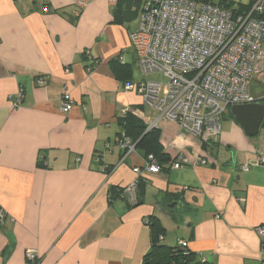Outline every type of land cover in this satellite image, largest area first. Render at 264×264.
I'll return each instance as SVG.
<instances>
[{"label": "crops", "instance_id": "obj_1", "mask_svg": "<svg viewBox=\"0 0 264 264\" xmlns=\"http://www.w3.org/2000/svg\"><path fill=\"white\" fill-rule=\"evenodd\" d=\"M143 1L0 0V264H31L29 249L40 264H142L153 223L162 244L187 243L189 264H260L264 165L255 163L264 126L248 137L228 113L204 147L175 123L148 129L154 109L124 90L144 80H134L130 41ZM249 92L264 98L256 81ZM66 100L72 109L63 114ZM152 130L169 161L138 182L133 199L116 198L149 155L135 142L121 161L116 136ZM180 152L208 163L174 170Z\"/></svg>", "mask_w": 264, "mask_h": 264}, {"label": "built area", "instance_id": "obj_2", "mask_svg": "<svg viewBox=\"0 0 264 264\" xmlns=\"http://www.w3.org/2000/svg\"><path fill=\"white\" fill-rule=\"evenodd\" d=\"M78 5L83 7L84 2ZM130 41L140 73L167 80H142L124 86L125 91H135L144 105L154 109L155 121L147 125L148 129L168 121L203 144L217 138L221 118L231 107L255 103L264 107V98L257 99L249 92L253 80L264 86V0H254L245 10H230L213 0H144ZM22 100V90L9 97L13 108ZM71 109V101L61 104V113ZM114 144L122 153L121 161L135 151L136 143L124 132L116 136ZM207 163L205 157L190 161L180 152L170 167L178 170ZM255 165H264L263 153ZM251 166L246 163L240 170L246 172ZM161 168L154 155H147L142 167L132 169L137 178L121 189L120 196L133 199L138 182L159 174ZM5 218L0 209V225ZM257 233L261 238L259 262L264 264V228H257ZM162 239L160 236L159 241ZM178 246L184 255L188 253L186 242L180 241ZM25 259L40 264L32 249L25 251Z\"/></svg>", "mask_w": 264, "mask_h": 264}, {"label": "trees", "instance_id": "obj_3", "mask_svg": "<svg viewBox=\"0 0 264 264\" xmlns=\"http://www.w3.org/2000/svg\"><path fill=\"white\" fill-rule=\"evenodd\" d=\"M220 6L227 7L228 5L220 1ZM264 126V122H263ZM142 128V127H141ZM143 129V128H142ZM141 135V131L136 133V136L132 140L133 142H137V146L146 147V152L149 154L154 155L159 163L162 161H169L168 159H163L164 156L161 155L159 148L152 144V140L149 138L154 135V131H149L145 136ZM152 135V136H151ZM207 143H203L202 146L204 147ZM145 182V181H143ZM115 191V190H114ZM116 194V198H119L118 196L121 193V189H118L117 192H114ZM119 194V195H118ZM152 227V239H151V248L149 252L144 256L142 264H189L193 261V255L188 253L184 255V251L177 245L173 247L166 246L159 241V237L162 233V230L160 229L159 225L157 223H153Z\"/></svg>", "mask_w": 264, "mask_h": 264}, {"label": "water", "instance_id": "obj_4", "mask_svg": "<svg viewBox=\"0 0 264 264\" xmlns=\"http://www.w3.org/2000/svg\"><path fill=\"white\" fill-rule=\"evenodd\" d=\"M64 15L67 16L70 22H73V17L67 13H64ZM229 111L248 137L258 135L263 125L264 107L262 104L233 106Z\"/></svg>", "mask_w": 264, "mask_h": 264}, {"label": "rangeland", "instance_id": "obj_5", "mask_svg": "<svg viewBox=\"0 0 264 264\" xmlns=\"http://www.w3.org/2000/svg\"><path fill=\"white\" fill-rule=\"evenodd\" d=\"M215 3H220L221 0H213ZM254 0H232V3L227 4L228 6L226 7L227 9H238V8H244V10L250 6V4ZM133 12H136V7L132 6L130 8V13L132 14ZM136 19L134 18L131 22V26L133 23L135 24ZM152 80V81H161V82H166V78L159 76V75H142L137 68H134V80ZM255 81V80H253ZM143 100V99H142ZM230 113L229 110H227L223 116L227 115ZM229 115V114H228Z\"/></svg>", "mask_w": 264, "mask_h": 264}]
</instances>
